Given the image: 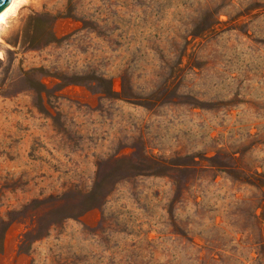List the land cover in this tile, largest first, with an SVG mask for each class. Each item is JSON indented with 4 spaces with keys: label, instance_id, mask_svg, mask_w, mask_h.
<instances>
[{
    "label": "rangeland",
    "instance_id": "rangeland-1",
    "mask_svg": "<svg viewBox=\"0 0 264 264\" xmlns=\"http://www.w3.org/2000/svg\"><path fill=\"white\" fill-rule=\"evenodd\" d=\"M0 35V264H264V0H22Z\"/></svg>",
    "mask_w": 264,
    "mask_h": 264
},
{
    "label": "bare ground",
    "instance_id": "bare-ground-1",
    "mask_svg": "<svg viewBox=\"0 0 264 264\" xmlns=\"http://www.w3.org/2000/svg\"><path fill=\"white\" fill-rule=\"evenodd\" d=\"M22 0H11L7 7L0 13V31L2 26L6 23L9 16L15 13L20 6ZM2 40L0 35V41ZM0 56H2V52L0 50Z\"/></svg>",
    "mask_w": 264,
    "mask_h": 264
},
{
    "label": "water",
    "instance_id": "water-1",
    "mask_svg": "<svg viewBox=\"0 0 264 264\" xmlns=\"http://www.w3.org/2000/svg\"><path fill=\"white\" fill-rule=\"evenodd\" d=\"M11 0H0V13L7 7Z\"/></svg>",
    "mask_w": 264,
    "mask_h": 264
},
{
    "label": "trees",
    "instance_id": "trees-1",
    "mask_svg": "<svg viewBox=\"0 0 264 264\" xmlns=\"http://www.w3.org/2000/svg\"><path fill=\"white\" fill-rule=\"evenodd\" d=\"M95 198H97V197H94L93 200H96ZM88 206H95V203H90V205H88ZM70 216H71V215H70Z\"/></svg>",
    "mask_w": 264,
    "mask_h": 264
}]
</instances>
